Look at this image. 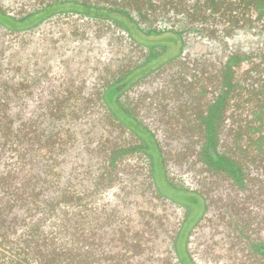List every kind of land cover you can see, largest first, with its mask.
Returning <instances> with one entry per match:
<instances>
[{
	"label": "rangeland",
	"instance_id": "374dc122",
	"mask_svg": "<svg viewBox=\"0 0 264 264\" xmlns=\"http://www.w3.org/2000/svg\"><path fill=\"white\" fill-rule=\"evenodd\" d=\"M44 2L0 0V6L21 18ZM132 15L144 35L133 38L116 22L75 11L52 14L19 33L0 32V65L10 74L20 70L31 85L22 95L25 117L31 111L42 115L49 103L64 102L69 111L77 103L81 107L71 112L68 165L72 185L83 181L79 187L86 193V206L69 210L71 245H76L73 232L82 226L104 233L97 251L104 264H264V160L250 169L243 165L250 178L242 185L209 170L198 155L197 117L198 105L213 103L220 91L218 77L227 61L240 57L232 66L236 79L245 86L257 85L255 62L264 56V34L258 27L228 33L211 19L202 25L181 15ZM168 31L179 43L157 39ZM148 45L161 52L153 61H148ZM13 53L18 55L11 58ZM134 68V80L115 103H108V110L129 128L102 119L108 112L97 98L121 73ZM237 111L231 106L223 121ZM89 115L101 119L96 131ZM227 127L222 122L215 131L221 151L232 143ZM144 130L154 138L155 151ZM142 137L149 140L154 173L141 152L120 158L114 176L104 173L110 143L122 149L139 145ZM100 174L107 188L101 184L94 192ZM172 238H177L173 245ZM92 241L87 239L85 249L91 262Z\"/></svg>",
	"mask_w": 264,
	"mask_h": 264
},
{
	"label": "trees",
	"instance_id": "16d2710c",
	"mask_svg": "<svg viewBox=\"0 0 264 264\" xmlns=\"http://www.w3.org/2000/svg\"><path fill=\"white\" fill-rule=\"evenodd\" d=\"M47 1L21 18L7 14L0 6V32L19 33L52 14L75 11L93 19L116 22L133 38L144 34L132 12L142 18L181 15L189 22L202 25L211 19L228 33L236 29L250 32L258 27L257 32L264 34V0ZM157 37L160 42L179 43L173 31L161 33ZM148 46V61H153L161 52L154 50L156 45ZM17 55L13 53L11 58ZM259 59V62H255L256 69L260 71L256 86L252 83L245 86L236 79L232 66L238 64V57L224 64L221 77H218L220 91L214 102L198 105V155L209 170L227 174L237 185H242L250 178L243 165L249 164L250 169L251 165L264 160V56ZM7 70L0 65V264H104L97 256L100 240L104 238L100 228L87 232L80 226L73 232L75 247L70 243L69 210L72 205H77L79 209L86 206V193L79 187L83 181H79L78 186L72 185L68 165L72 144L70 131L74 123L71 112L76 108L80 111V104H75L69 111L70 107L64 102H57L54 106L49 103L45 113L36 115L31 111L27 118L22 95L31 85L25 84L20 70L15 69L12 74ZM134 72L135 68L121 73L115 82L99 93L97 99L101 102L98 105L108 112V117L102 119L116 120L130 128L129 123L126 124L108 110V103L116 102L120 92L134 80L131 77ZM231 106L238 111L231 112L225 122L224 114ZM243 110L246 111L245 116H242ZM69 114L71 117H68ZM88 120L91 129L96 131L101 119L89 115ZM222 122L228 124L227 130L232 140L228 151L218 149L221 140L215 131L222 126ZM144 133L150 138L155 151L157 145L154 138L148 131L144 130ZM141 140L139 145L122 149L108 141L109 163L104 173L114 176L117 162L132 152H141L150 159L148 169L154 173L149 140L145 137ZM95 180L96 188L101 184L104 190L107 188L101 174ZM247 184L250 183L247 181ZM89 238L93 240L92 262L87 260L85 250ZM176 239H171L172 245ZM110 264L116 262L112 260Z\"/></svg>",
	"mask_w": 264,
	"mask_h": 264
}]
</instances>
